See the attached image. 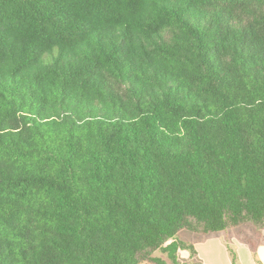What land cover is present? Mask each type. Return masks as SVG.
Here are the masks:
<instances>
[{
    "label": "trees",
    "instance_id": "trees-1",
    "mask_svg": "<svg viewBox=\"0 0 264 264\" xmlns=\"http://www.w3.org/2000/svg\"><path fill=\"white\" fill-rule=\"evenodd\" d=\"M247 222L264 0H0V264H203L182 230Z\"/></svg>",
    "mask_w": 264,
    "mask_h": 264
},
{
    "label": "crops",
    "instance_id": "crops-1",
    "mask_svg": "<svg viewBox=\"0 0 264 264\" xmlns=\"http://www.w3.org/2000/svg\"><path fill=\"white\" fill-rule=\"evenodd\" d=\"M182 232L178 234L177 239L180 240ZM241 232L243 230L233 232L231 229L211 234L192 232L199 237L181 241L195 247L196 260L203 264H233L229 253L230 246L237 253L238 264H243V262L245 264H264V229H253L251 234L246 236L239 234ZM178 257V264L188 263L191 260L190 252L187 250H179Z\"/></svg>",
    "mask_w": 264,
    "mask_h": 264
},
{
    "label": "rangeland",
    "instance_id": "rangeland-1",
    "mask_svg": "<svg viewBox=\"0 0 264 264\" xmlns=\"http://www.w3.org/2000/svg\"><path fill=\"white\" fill-rule=\"evenodd\" d=\"M263 227L264 226L256 225V224H254L252 222H247V223H244V224H242L240 226H237V227H230L229 229H231L233 232H236V231L238 232V231H242L243 230V232H241L239 234H242V235L246 236L248 234H251L250 232H252L253 229H256V230L264 229ZM195 237H199V235L193 234L189 230H183V232H182V234H181V236L179 238H180V240H191V238H195ZM153 256L162 257V258L166 259V255L160 250H157V251L153 252ZM142 264H154V263L150 262V261H148V262L146 261V262H143ZM243 264H245V262H243Z\"/></svg>",
    "mask_w": 264,
    "mask_h": 264
}]
</instances>
